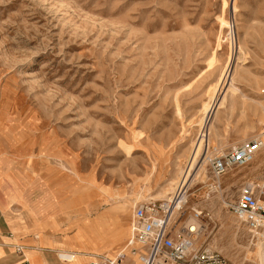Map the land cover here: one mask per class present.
<instances>
[{
	"label": "rangeland",
	"instance_id": "obj_1",
	"mask_svg": "<svg viewBox=\"0 0 264 264\" xmlns=\"http://www.w3.org/2000/svg\"><path fill=\"white\" fill-rule=\"evenodd\" d=\"M217 95L209 157L264 137V0H0V151L62 219L108 212L128 224L125 243L137 203L169 210L150 197L180 179ZM203 160L168 228L198 218V245L264 264V233L231 211L243 185L262 181L264 149L220 177Z\"/></svg>",
	"mask_w": 264,
	"mask_h": 264
},
{
	"label": "crops",
	"instance_id": "obj_2",
	"mask_svg": "<svg viewBox=\"0 0 264 264\" xmlns=\"http://www.w3.org/2000/svg\"><path fill=\"white\" fill-rule=\"evenodd\" d=\"M10 155L0 151V264H92L102 257L117 264H142L137 259L140 249L128 244L130 237L124 243L127 223L115 224L108 212L92 219L60 218L64 213L49 199L48 190L46 198L34 199L31 188L25 192L18 186V168H10ZM18 201H24V214L11 211Z\"/></svg>",
	"mask_w": 264,
	"mask_h": 264
},
{
	"label": "built area",
	"instance_id": "obj_3",
	"mask_svg": "<svg viewBox=\"0 0 264 264\" xmlns=\"http://www.w3.org/2000/svg\"><path fill=\"white\" fill-rule=\"evenodd\" d=\"M264 149V137L258 135L245 140L224 153H212L209 165L220 177L231 169L247 166ZM232 213L242 220L253 235L264 233V175L258 184L246 183L240 189L237 202L231 206ZM166 206L156 202L137 203L133 209L130 246L142 245L146 251L139 254L142 264H154L155 258L164 255L172 264H227L226 259L204 246H195L191 229L173 232L167 228ZM116 259L102 257L92 264H117ZM24 264H31L28 260Z\"/></svg>",
	"mask_w": 264,
	"mask_h": 264
},
{
	"label": "bare ground",
	"instance_id": "obj_4",
	"mask_svg": "<svg viewBox=\"0 0 264 264\" xmlns=\"http://www.w3.org/2000/svg\"><path fill=\"white\" fill-rule=\"evenodd\" d=\"M226 26L230 27L228 21H227ZM230 63L231 62L229 61L227 64L225 73L223 74V77H221L218 81L217 85H219V88L221 87V84L223 82V78L226 76V74L228 72ZM215 90H216V88L213 89V93L215 92ZM220 100H221V98L218 99V95H217L213 98V101H212L213 103L211 102V104H210V101H209L208 104L207 103L204 104V114L205 115L201 119L200 126H199V128L201 129V132H200V135H199L196 143L193 146V149L191 151V154H190V157H189V160H188V163H187L185 169L182 171V173H180L181 174L180 179H167L166 185L163 187V189L160 191V193H157L153 197H150V199L154 198L157 200H162L163 202H165L164 204H166L169 207V210H167L168 223L171 220L172 215L176 212V210L182 208L184 204H188V196H189L188 195V188L191 184H193L192 182L195 180V179H191V177H192L191 176V173H192L191 170L196 165H198L200 159L202 160L204 158L203 162H205L207 160V158H208V160L210 159V157L208 155V153H209L208 137L206 136V139H205V132L209 131V128H210V126L214 120V117H215L217 111L219 110V106L221 104ZM217 180H219V179H217ZM214 184L216 187L217 186L216 183H214ZM214 184H211V185L214 186ZM193 210L198 215H200L202 213L197 207H194ZM169 225L167 224V228ZM199 226L200 225H199L198 218H193V217H191L187 221V224H186V227H188V229L195 231V233L193 234L195 246H198V241H197L196 235H197V233L200 232ZM130 233L132 234V231H130ZM140 249H141L140 251L143 253L146 251L143 248H140ZM139 252L137 255L138 258H139ZM139 261H140V258H139ZM154 264H172V263L170 261H168L164 255H159L155 258Z\"/></svg>",
	"mask_w": 264,
	"mask_h": 264
}]
</instances>
